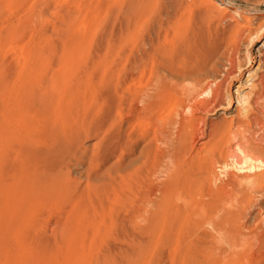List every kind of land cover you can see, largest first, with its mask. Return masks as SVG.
<instances>
[{
    "label": "rangeland",
    "instance_id": "374dc122",
    "mask_svg": "<svg viewBox=\"0 0 264 264\" xmlns=\"http://www.w3.org/2000/svg\"><path fill=\"white\" fill-rule=\"evenodd\" d=\"M260 13L0 0V264H264V186L221 170L242 137L264 161Z\"/></svg>",
    "mask_w": 264,
    "mask_h": 264
},
{
    "label": "bare ground",
    "instance_id": "6f19581e",
    "mask_svg": "<svg viewBox=\"0 0 264 264\" xmlns=\"http://www.w3.org/2000/svg\"><path fill=\"white\" fill-rule=\"evenodd\" d=\"M216 1H218V0H216ZM228 7L230 9L234 10L235 11L234 13L237 16H240L242 19H244V21L247 24L252 23L253 18L250 17L246 11L240 10V9H237V8H234V7L229 6V5H228ZM256 15H258V16H264V13H260V14H256ZM242 29H247L249 31H253L255 28H253V27H251L249 25L248 26L245 25V26L242 27ZM260 29H261V27H258V29H256V30H260ZM240 32H241V30H240ZM240 32H238V33L240 34ZM238 33H237V35H238ZM260 57H261V60L260 61H262L263 65H264V52H261L260 53ZM216 67H218V66H216ZM226 70L227 71L225 72L224 75H227L228 76V75H231V74L234 73L235 66H234V63H233L232 60L229 61V65H228V68ZM212 75H214V73ZM215 75H217V74H215ZM215 75L212 76L211 81H208L201 88L202 89V90H200L201 93H199L197 96H195L192 99V101L194 102V104L195 105H198L199 111H200V108H201L200 106H202L203 103H205V102L199 101L198 100L199 98L205 96V97H208L210 100L218 101L220 99V97H221V86L222 85H221V82H219L220 81V78L218 76H215ZM259 85H260L259 86L260 89L258 90V92H255L254 93L255 103H258L259 100L262 99V97L264 95V75L260 76ZM185 88H186V86H185ZM199 104H202V105L199 106ZM253 105H255V104H253ZM208 107H211V106H208ZM202 108H204V107H202ZM203 110L205 111V109H203ZM192 111H193V113H196L198 111V109L197 108L196 109H192L191 112ZM242 138H241V141L240 142L238 141V143L236 144L235 150L233 149L231 151L230 155H229L230 163L229 162H228L229 164H226L225 163L222 166L221 170L223 171V174L227 176V178L229 180L228 183L230 182L233 185V187L234 186H236V187L237 186H241V185L244 184L250 191L254 192L257 189H260V188H262L264 186V172H262V170L264 169V161L262 160V158H260V157L257 156L258 153L256 154V150H260V149L259 148L250 147L248 145V143L250 142V140L247 139V138H245V137L243 139Z\"/></svg>",
    "mask_w": 264,
    "mask_h": 264
}]
</instances>
